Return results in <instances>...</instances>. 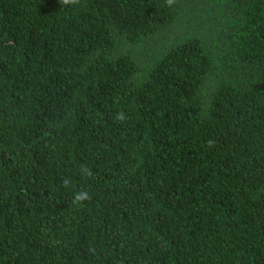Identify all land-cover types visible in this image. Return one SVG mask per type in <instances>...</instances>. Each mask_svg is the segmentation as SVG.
<instances>
[{
  "label": "trees",
  "instance_id": "16d2710c",
  "mask_svg": "<svg viewBox=\"0 0 264 264\" xmlns=\"http://www.w3.org/2000/svg\"><path fill=\"white\" fill-rule=\"evenodd\" d=\"M0 264H264V0H0Z\"/></svg>",
  "mask_w": 264,
  "mask_h": 264
},
{
  "label": "clouds",
  "instance_id": "9594fccd",
  "mask_svg": "<svg viewBox=\"0 0 264 264\" xmlns=\"http://www.w3.org/2000/svg\"><path fill=\"white\" fill-rule=\"evenodd\" d=\"M62 2L64 4H70V3L71 4H77V3H79V0H62ZM168 2H169V4H171L173 2V0H168ZM180 27H183V21L180 24ZM195 39L196 38L191 34V36L187 39V41H190L191 43H193ZM116 118H117V120L123 121L126 117H125V115L123 113H117V117ZM86 198H87V192H85V191L78 192L76 194V196L74 197L75 201H77V202L83 201Z\"/></svg>",
  "mask_w": 264,
  "mask_h": 264
}]
</instances>
